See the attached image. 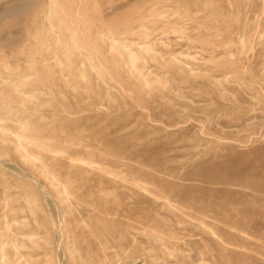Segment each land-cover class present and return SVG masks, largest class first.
Here are the masks:
<instances>
[{
  "label": "rangeland",
  "instance_id": "374dc122",
  "mask_svg": "<svg viewBox=\"0 0 264 264\" xmlns=\"http://www.w3.org/2000/svg\"><path fill=\"white\" fill-rule=\"evenodd\" d=\"M15 2L0 264H264V0Z\"/></svg>",
  "mask_w": 264,
  "mask_h": 264
},
{
  "label": "bare ground",
  "instance_id": "6f19581e",
  "mask_svg": "<svg viewBox=\"0 0 264 264\" xmlns=\"http://www.w3.org/2000/svg\"><path fill=\"white\" fill-rule=\"evenodd\" d=\"M14 1H16L15 2V6L14 7H12L10 10H18V12L20 13V11H24L25 9H32V8H37V7H39L40 8V6L42 5L40 2H39V0H14ZM48 2H47V6H46V8L48 9V8H50L51 6H53L52 4V0H47ZM44 4V3H43ZM80 4H82L81 3V1L80 2H78V6L80 5ZM54 7V6H53ZM52 9V8H51ZM29 11V10H28ZM17 12V13H18ZM26 12V11H25ZM50 12V11H49ZM8 13V12H7ZM12 13H13V11H12ZM16 13V14H17ZM18 13V15H20ZM24 13V12H23ZM11 14V13H10ZM26 14V13H25ZM77 14V16L78 17H80L81 16V12H80V10L78 9V10H76V12H75V15ZM7 14L4 12H0V23H2L3 21H1L2 19H4V17L6 16ZM23 16V15H22ZM25 16V15H24ZM76 16V17H77ZM11 17V16H10ZM9 18V17H8ZM13 18H14V16H13ZM17 18H18V16H17ZM82 18V17H81ZM6 20V19H5ZM55 36V35H54ZM46 44V43H45ZM253 48V47H252ZM49 50V49H48ZM47 51V50H46ZM45 50H44V52H46ZM59 64V63H58ZM21 94V93H20ZM23 95V94H22ZM24 96V95H23ZM29 97V96H28ZM31 97L32 96H30V99H31ZM29 99V98H28ZM6 102V101H5ZM8 103V102H7ZM2 106V105H1ZM4 107V106H3ZM3 111V110H2ZM33 113V112H32ZM10 117H12V116H10ZM9 117V118H10ZM30 118V117H29ZM13 119V118H12ZM16 119V118H15ZM18 119V118H17ZM16 119V120H17ZM21 119V118H20ZM1 121V120H0ZM22 121H24V120H22ZM21 121V122H22ZM13 122V121H12ZM34 122V121H33ZM32 122V123H33ZM1 123H2V121H1ZM35 123V122H34ZM14 124V123H13ZM21 126V125H20ZM20 128H22V127H20ZM24 128V127H23ZM30 128V127H29ZM15 129V128H14ZM13 129V130H14ZM19 129V128H18ZM26 129V128H25ZM31 129V128H30ZM3 129H1V131H2ZM29 130V129H28ZM8 131V130H7ZM5 132V131H4ZM3 132V133H4ZM2 133V134H3ZM6 133H9V132H6ZM13 134V133H12ZM19 136V135H18ZM3 139V138H2ZM27 139V138H26ZM20 140V142H21V140L22 139H18V141ZM26 141V140H25ZM16 143V142H15ZM28 146V145H27ZM10 147H12V146H10ZM18 150V149H17ZM20 151H21V148H20ZM16 152H18V151H16ZM28 169V168H27ZM19 170V169H18ZM27 175H28V173H27ZM18 176H19V174H18ZM26 176V175H25ZM25 176H23V177H25ZM37 185V187H38V184H36ZM40 185V184H39ZM40 187V186H39ZM40 190V189H39ZM45 193V192H44ZM49 201V200H48ZM56 205H57V203H56ZM61 207V206H60ZM11 210V209H10ZM58 210V209H57ZM60 212V211H59ZM61 213V212H60ZM62 215H64V214H62ZM54 216V215H53ZM55 217V216H54ZM61 217V216H60ZM63 217V216H62ZM53 218V217H52ZM55 220V219H54ZM63 220V219H62ZM58 221H61L60 219L58 220ZM63 222V221H62ZM61 225H62V223H61ZM57 230H59V229H57ZM61 232V231H60ZM60 234H62V233H60ZM4 235V234H3ZM5 236V235H4ZM5 239V238H4ZM58 239H59V237H58ZM64 240V239H63ZM58 242V241H57ZM60 242V241H59ZM58 244V243H57ZM62 245V244H61ZM63 246H65V244L63 245ZM59 247H60V245H59ZM0 248H1V251L3 250L2 249V247L0 246ZM62 248V250H63V247H61ZM58 249V248H57ZM59 250V249H58ZM58 253H59V251H58ZM60 253H63V251H61ZM60 253H59V256L58 257H60ZM3 255V254H2ZM61 260H62V258H61ZM63 262H64V260H63ZM68 262V261H67ZM66 263V262H65ZM62 264H64V263H62Z\"/></svg>",
  "mask_w": 264,
  "mask_h": 264
},
{
  "label": "crops",
  "instance_id": "0c3cea01",
  "mask_svg": "<svg viewBox=\"0 0 264 264\" xmlns=\"http://www.w3.org/2000/svg\"><path fill=\"white\" fill-rule=\"evenodd\" d=\"M148 77V76H147Z\"/></svg>",
  "mask_w": 264,
  "mask_h": 264
}]
</instances>
